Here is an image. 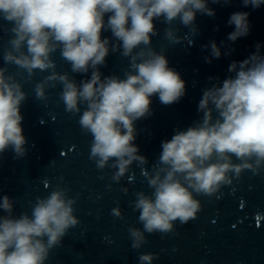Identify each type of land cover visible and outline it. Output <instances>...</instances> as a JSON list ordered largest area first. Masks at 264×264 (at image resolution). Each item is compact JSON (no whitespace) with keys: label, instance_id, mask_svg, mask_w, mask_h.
<instances>
[{"label":"clouds","instance_id":"1","mask_svg":"<svg viewBox=\"0 0 264 264\" xmlns=\"http://www.w3.org/2000/svg\"><path fill=\"white\" fill-rule=\"evenodd\" d=\"M210 3L231 0H0V19L11 25L4 26L11 35L0 66V159L9 150L13 159L28 152L21 112L28 94L9 72L8 65H15L27 73L26 80L37 70L49 73L35 84L38 100L47 101L48 89L62 86L58 102L67 113L79 114L81 131L92 137L89 158L98 169L110 167L112 179L119 182L133 164L141 168L152 191L134 194L132 204L143 227L128 228L133 249L147 243L145 233H170L177 220L183 224L195 219L202 207L198 195H215L245 170L259 174L264 169V45L259 42L246 59L230 63L225 79L208 77L214 83L202 90L197 109L202 115L161 142L162 151L150 171L135 143L136 123L153 114L154 97L171 106L186 95V81L170 67L166 49L153 46L152 38L160 34L156 22L166 25L164 38L171 45L179 44L188 36H179L173 24L198 32L197 14H216ZM242 4L255 10L264 0ZM249 16L245 11L232 13L227 24L234 30L226 41L202 45L210 50L207 63L221 57L222 46L227 49L223 54L230 56L235 51L231 45L250 35ZM57 51L70 73L57 71ZM112 53L128 60L122 76L101 71ZM74 74L85 78L77 80ZM69 192L57 185L48 196L29 202L30 214L19 215L16 200L0 196V264H46L51 250L80 223L76 198ZM112 214L123 219L120 207ZM156 258L148 252L138 261L153 264Z\"/></svg>","mask_w":264,"mask_h":264}]
</instances>
